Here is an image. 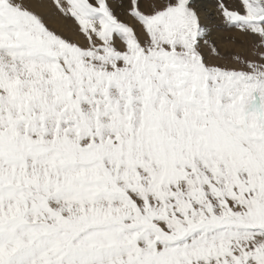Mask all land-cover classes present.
Returning a JSON list of instances; mask_svg holds the SVG:
<instances>
[{
	"label": "snow or ice",
	"instance_id": "obj_1",
	"mask_svg": "<svg viewBox=\"0 0 264 264\" xmlns=\"http://www.w3.org/2000/svg\"><path fill=\"white\" fill-rule=\"evenodd\" d=\"M0 264H264V0H0Z\"/></svg>",
	"mask_w": 264,
	"mask_h": 264
}]
</instances>
